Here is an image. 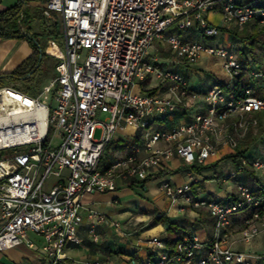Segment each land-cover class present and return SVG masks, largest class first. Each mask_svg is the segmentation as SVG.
<instances>
[{
	"label": "built area",
	"instance_id": "built-area-1",
	"mask_svg": "<svg viewBox=\"0 0 264 264\" xmlns=\"http://www.w3.org/2000/svg\"><path fill=\"white\" fill-rule=\"evenodd\" d=\"M210 14L220 15L222 27L209 23ZM42 16L58 20L59 39H48L44 47L56 60L54 78L36 96L13 85L0 87V154L9 152L0 158V253L25 247L39 253L34 264H70L65 252L80 243V227L87 225L89 242L96 244L97 229L109 222L92 210L84 221L85 195L112 192L117 179L143 182L165 171L173 158L190 166L205 165L222 151L235 154L239 141L257 127L264 95L253 87L233 93L231 85L215 82L192 94L174 67L189 68L208 55L234 80L244 74L264 81V70L239 62L241 43L186 41L179 33L193 29L202 39L215 40L221 30L264 26V0H44ZM156 40L170 52L164 69L156 67V58L149 60ZM148 77L158 81L156 88L135 92ZM189 98L201 99L204 112L169 130H150L159 116L185 109ZM127 128L137 132L133 138L139 143L130 154L104 162L106 146ZM236 160L224 182L246 168L264 175V160ZM51 177L55 182L48 185ZM198 182L189 172L178 185L163 179L159 189L172 202L206 210L214 221L211 239L186 237L172 254L159 235L146 236L152 258L145 264H264V255L226 245L236 213H248L240 231L245 245L264 236V193L256 195L238 182L235 200L223 204L194 195Z\"/></svg>",
	"mask_w": 264,
	"mask_h": 264
},
{
	"label": "crops",
	"instance_id": "crops-1",
	"mask_svg": "<svg viewBox=\"0 0 264 264\" xmlns=\"http://www.w3.org/2000/svg\"><path fill=\"white\" fill-rule=\"evenodd\" d=\"M19 1L21 13L18 19L21 21L22 26L29 27L33 34L41 37L40 42H46L47 40L44 37L52 30V27L49 25V21L42 16L44 0H1L0 12L16 5ZM211 17H213V14L208 16L210 24H212L210 22ZM179 33L186 41L203 40L208 44L216 43L222 45L242 44L240 40L235 39L229 32L223 30L219 33L221 34L220 38L217 37L215 40L202 39L193 29L183 30ZM31 53V46L25 40L0 38V74L12 72ZM247 57H251V63L247 62ZM49 58L48 56L44 61L46 70L51 63ZM152 58H156V67L161 69L167 67L170 52L162 40H156L153 43L149 60ZM239 62L246 69L261 70L251 52L245 47L239 55ZM216 65L220 67L224 76L228 79L227 82L217 76L216 71L213 69ZM174 70L185 77L189 91L192 94H202L215 82H218L236 87L237 92L244 87L250 86L254 88L257 94L264 95L262 88L264 81L255 82L244 74L234 80L208 55H202L199 61L189 68L175 66ZM40 77L39 82H42L43 75ZM157 83L158 81L148 77L145 81L137 83L134 91H151L156 88ZM258 84L261 87L258 88ZM187 100L185 109L159 116L150 125V130H169L179 124L190 122L194 115L204 112L205 109L196 112L198 106L203 104L201 99L189 98ZM134 134H137V132L132 128H127L124 133L116 134L105 148L103 161L112 163L114 160L130 154L139 143L133 138ZM251 145H253V142ZM239 148L245 149V152L242 153L244 158L249 161L255 159L253 155L247 154L250 147L239 146ZM231 155L233 154H220L216 158H211L204 165L207 168L198 173H193L189 165L177 158H173L167 162L165 171L148 178L145 182H139L132 178L117 179L114 191L85 195L82 199L84 221L88 211L92 210L106 216L109 222L97 229L99 241L96 244L89 242L87 225H82L79 229L80 243L70 244L66 249L65 256L67 261L70 264H75L81 260L98 262L99 264H145L152 258V251L145 243V237L159 235L166 240L167 225L162 220L185 229L188 233L187 238L195 236L201 242L210 240L213 235L214 221L208 212L191 209L182 201L172 202L159 189V183L163 179H167L171 184H181L187 179L188 173L191 172L199 179V182L193 186V194L198 198H202L201 195L204 194V199L227 204L235 200L236 184L238 182L249 187L256 195L263 194L264 175L251 169L247 168L244 172L239 173L236 179H230L226 182L222 180L223 177L234 171L237 165L236 160ZM257 159L264 160V158ZM215 163L216 165L211 167ZM54 182L55 178L51 177L48 180V185H52ZM217 187L218 189H216ZM126 195H132L133 198L122 202V198ZM247 218V212L236 213L230 217L229 229L231 233L226 245L234 251L248 253L253 256H262L264 255L263 235L253 239L249 245H245L241 241L240 231L245 227ZM112 222L117 223L118 226L113 227L111 225ZM38 254V252L25 247L13 248L0 253V264H34L38 260Z\"/></svg>",
	"mask_w": 264,
	"mask_h": 264
},
{
	"label": "trees",
	"instance_id": "trees-1",
	"mask_svg": "<svg viewBox=\"0 0 264 264\" xmlns=\"http://www.w3.org/2000/svg\"><path fill=\"white\" fill-rule=\"evenodd\" d=\"M20 13V1L16 5L0 12V38L25 40L31 46L32 53L12 72L0 74V86L13 85L17 88V90H20L29 96H36L40 91L38 88L40 84L39 77L46 72L44 61L48 55L44 53V47L40 42L41 37L37 34H33L29 27L22 26L21 21L18 19ZM51 26L52 30L44 37L45 40L50 38L59 39L57 22H52ZM249 27L252 28L253 32H248L247 28ZM256 27H259L258 31L255 30ZM228 32L235 39H238L241 42L249 43L252 49L254 47L264 48V26H260L256 23H248L240 29H233ZM243 32H245V35H242ZM231 91L233 93H238L236 87H233ZM256 116L258 119L257 128L259 129V133L253 143L260 141L264 145V114L257 113ZM244 152V148L238 147L236 153L231 155V157L236 160L238 157L242 156V153ZM8 154V151L1 153L0 158L2 155L8 156ZM215 165L216 163L212 164L211 167ZM189 168L193 173H198L199 171L207 168V166L193 164L190 165ZM162 221L167 225V236L165 242L169 251L173 254L176 251L177 244L184 238L188 237V233L185 229L176 226L175 224L169 223L166 220Z\"/></svg>",
	"mask_w": 264,
	"mask_h": 264
},
{
	"label": "rangeland",
	"instance_id": "rangeland-1",
	"mask_svg": "<svg viewBox=\"0 0 264 264\" xmlns=\"http://www.w3.org/2000/svg\"><path fill=\"white\" fill-rule=\"evenodd\" d=\"M55 22H57L58 24V20ZM210 22L212 24H216L217 26L219 27H222V21H221V17L220 15L218 14H213V17H211L210 19ZM52 22L49 21V25L51 26ZM52 27V26H51ZM173 30H175L174 28H172ZM172 29H168L167 32H170L172 31ZM233 30V29H232ZM248 32H253L252 31V28L249 27L247 28ZM255 30H259V27H256ZM241 31V30H239ZM256 31V32H257ZM242 35H245V32L242 33ZM221 34L218 35V37L220 38ZM45 41H42L41 44L43 45V47H45ZM243 44V48L245 47L247 50H250L254 60L256 61V63L258 64V67L261 69V70H264V48H257V47H254L253 49L251 48V46L249 45V43L247 42H242ZM252 49V50H251ZM49 61L51 62L50 63V66H48V69L46 70V72L43 74V78H42V82H40L39 84V90L41 89V87L44 85V84H47L49 81H51L53 78H54V70H53V67L54 65L56 64V60L52 57L49 58ZM205 64H208L207 62H204ZM44 65L46 66V64L44 63ZM194 65V64H193ZM192 65V66H193ZM209 65V64H208ZM215 71H216V74L218 77H221L224 82H227V78L226 76H224L222 70L220 69V67H218L216 65V67L213 68ZM41 79V77H40ZM48 98V97H47ZM188 101V100H187ZM204 109V105L201 104L198 106V108L196 109V112H200L201 110ZM104 116L101 117V119H103ZM259 133V129L256 127V128H252L248 131V133L245 135L244 138H242L240 141H239V146H246V147H250L247 151V154H251L253 155L255 158H264V145L260 142V141H256L255 143H253V145H251V143L255 140V138L257 137ZM99 134V131H97V136ZM251 145V146H250ZM222 154L224 155H228V151H222ZM3 156V155H2ZM7 157V156H5ZM106 157V156H105ZM218 189V187L216 188ZM205 195L202 194L201 197L203 198ZM133 197L132 195H126L124 196V198H122V202L123 201H128V200H131ZM119 206H121L119 204ZM102 208H104L102 206ZM201 210H204V209H201ZM206 211V210H205Z\"/></svg>",
	"mask_w": 264,
	"mask_h": 264
},
{
	"label": "bare ground",
	"instance_id": "bare-ground-1",
	"mask_svg": "<svg viewBox=\"0 0 264 264\" xmlns=\"http://www.w3.org/2000/svg\"><path fill=\"white\" fill-rule=\"evenodd\" d=\"M48 51H49V52H54V53H55V51L53 50V48H49ZM16 109H18V108L16 107Z\"/></svg>",
	"mask_w": 264,
	"mask_h": 264
}]
</instances>
